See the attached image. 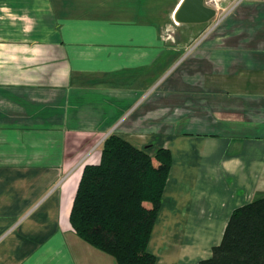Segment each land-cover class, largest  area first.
Instances as JSON below:
<instances>
[{
	"label": "crops",
	"instance_id": "obj_1",
	"mask_svg": "<svg viewBox=\"0 0 264 264\" xmlns=\"http://www.w3.org/2000/svg\"><path fill=\"white\" fill-rule=\"evenodd\" d=\"M205 2L0 0V264H116L69 222L109 135L171 155L153 264L209 259L264 197V0Z\"/></svg>",
	"mask_w": 264,
	"mask_h": 264
},
{
	"label": "trees",
	"instance_id": "obj_2",
	"mask_svg": "<svg viewBox=\"0 0 264 264\" xmlns=\"http://www.w3.org/2000/svg\"><path fill=\"white\" fill-rule=\"evenodd\" d=\"M170 165L166 149L151 154L109 135L75 192L69 222L77 237L116 264H153L147 243ZM199 264H264V197L232 212L221 242Z\"/></svg>",
	"mask_w": 264,
	"mask_h": 264
},
{
	"label": "water",
	"instance_id": "obj_3",
	"mask_svg": "<svg viewBox=\"0 0 264 264\" xmlns=\"http://www.w3.org/2000/svg\"><path fill=\"white\" fill-rule=\"evenodd\" d=\"M205 3V0H184L174 16L175 22L183 24L209 22L214 18L215 11Z\"/></svg>",
	"mask_w": 264,
	"mask_h": 264
},
{
	"label": "built area",
	"instance_id": "obj_4",
	"mask_svg": "<svg viewBox=\"0 0 264 264\" xmlns=\"http://www.w3.org/2000/svg\"><path fill=\"white\" fill-rule=\"evenodd\" d=\"M244 0H235V2L232 4V7L230 10H233L237 5H239Z\"/></svg>",
	"mask_w": 264,
	"mask_h": 264
},
{
	"label": "rangeland",
	"instance_id": "obj_5",
	"mask_svg": "<svg viewBox=\"0 0 264 264\" xmlns=\"http://www.w3.org/2000/svg\"><path fill=\"white\" fill-rule=\"evenodd\" d=\"M183 1H184V0H182V3H183ZM182 3H181V4H182ZM178 9H179V8H178ZM178 9H177V10H178Z\"/></svg>",
	"mask_w": 264,
	"mask_h": 264
},
{
	"label": "bare ground",
	"instance_id": "obj_6",
	"mask_svg": "<svg viewBox=\"0 0 264 264\" xmlns=\"http://www.w3.org/2000/svg\"><path fill=\"white\" fill-rule=\"evenodd\" d=\"M218 2H219V0H218ZM214 5V4H213Z\"/></svg>",
	"mask_w": 264,
	"mask_h": 264
}]
</instances>
